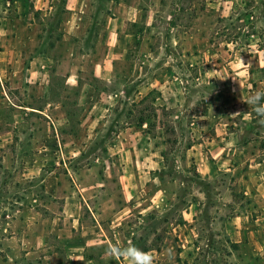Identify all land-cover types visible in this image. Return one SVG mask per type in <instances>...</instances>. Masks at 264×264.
<instances>
[{
    "label": "rangeland",
    "instance_id": "obj_1",
    "mask_svg": "<svg viewBox=\"0 0 264 264\" xmlns=\"http://www.w3.org/2000/svg\"><path fill=\"white\" fill-rule=\"evenodd\" d=\"M112 18L127 19L104 32ZM70 68L95 89L84 105ZM261 113L264 0H0V264L24 263L7 243L20 209L56 205L49 173L94 166L125 175L123 234L162 264H264Z\"/></svg>",
    "mask_w": 264,
    "mask_h": 264
},
{
    "label": "crops",
    "instance_id": "obj_2",
    "mask_svg": "<svg viewBox=\"0 0 264 264\" xmlns=\"http://www.w3.org/2000/svg\"><path fill=\"white\" fill-rule=\"evenodd\" d=\"M124 19H110V23L104 24V32H106V27L111 25L116 26L114 29V33H116L119 23ZM123 34V36L126 35ZM105 54L101 55L100 59L103 57L106 59L108 55ZM41 58L42 54H37L36 59ZM37 62L38 60H36ZM104 63L105 66L101 62L93 64V76L109 83L110 78L102 76V68L107 67V60ZM34 70L35 67L33 66L30 71ZM79 71L77 68L68 70L66 77L72 81L67 80L66 85H69L70 88H80L76 100L78 105H84L95 94V89L87 83L80 86L77 78ZM38 72L39 69L37 68L36 75ZM121 92L126 96L124 90ZM112 95L113 93H109L105 96L109 98ZM29 109L35 113L40 112L36 108L29 107ZM67 118L68 116L53 117L56 122H59L60 119L67 120ZM96 123L95 116H84L76 131L79 130L88 134L91 127ZM72 144L73 142L69 143V145ZM73 148L75 149V147ZM80 155L81 152L77 151L72 157L77 159ZM110 163L113 164L112 161ZM94 169L95 166L87 169L86 172H78L79 168L71 169L68 170V174L64 175L55 174L54 172L49 173L46 180H55L56 182L55 184L46 183L44 190L49 195H53L54 199L57 198L56 205L46 208L42 213L43 216L37 211V216L32 217V219L28 217L32 209H20V213H22L20 236L10 235L7 237V243L12 251L11 260H21L24 262L21 264H53L58 255L63 260L62 264H87V262H92L95 259L102 264H124L127 262L129 257L120 255L116 249L131 247L134 242L133 237L128 240L123 234L125 232L124 219L131 214L130 208L133 209L134 207L135 201L133 200L132 190L126 191V187L129 186L125 185V175L114 172L108 173L107 171L100 173ZM52 175L53 177H51ZM64 176L68 178V188L64 183ZM69 178L71 181H69ZM110 184H112L111 189ZM113 192H116V194H113ZM127 192L129 196H126ZM119 194H121L120 198ZM131 201L133 203L130 205ZM187 213L188 211L183 209L181 214L185 215ZM52 240L58 242L60 246L59 253L52 250ZM108 250H111V253ZM140 251L152 258V264L164 263L163 255L166 254L163 251L156 248H147ZM133 255L137 262L146 258L135 253ZM35 261L37 263H33Z\"/></svg>",
    "mask_w": 264,
    "mask_h": 264
},
{
    "label": "clouds",
    "instance_id": "obj_3",
    "mask_svg": "<svg viewBox=\"0 0 264 264\" xmlns=\"http://www.w3.org/2000/svg\"><path fill=\"white\" fill-rule=\"evenodd\" d=\"M262 93H258L253 95L250 98V102L254 103L256 102V100L259 99L260 95ZM261 115H264V113H261ZM109 253H111V250H108ZM117 253H119L120 255H127L129 257V260L132 261V264H152V258L150 256H147L146 253H143L142 251H140L139 249H136L134 246L131 247H119L116 249ZM138 254L141 257H146L145 259L137 262L136 258L133 254Z\"/></svg>",
    "mask_w": 264,
    "mask_h": 264
},
{
    "label": "trees",
    "instance_id": "obj_4",
    "mask_svg": "<svg viewBox=\"0 0 264 264\" xmlns=\"http://www.w3.org/2000/svg\"><path fill=\"white\" fill-rule=\"evenodd\" d=\"M148 97H149V94L146 95L145 97H143L141 100H139L138 103H142V102L146 101L148 99ZM137 121H138V124L142 126L143 125V122H144V118L142 116H139V118H138Z\"/></svg>",
    "mask_w": 264,
    "mask_h": 264
}]
</instances>
